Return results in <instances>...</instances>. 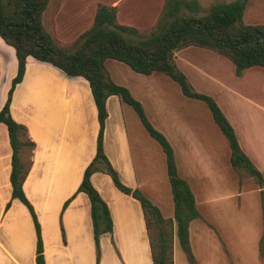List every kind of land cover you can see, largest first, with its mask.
<instances>
[{"label": "crops", "instance_id": "obj_1", "mask_svg": "<svg viewBox=\"0 0 264 264\" xmlns=\"http://www.w3.org/2000/svg\"><path fill=\"white\" fill-rule=\"evenodd\" d=\"M249 2L250 0L247 2L245 14ZM191 47L176 51L173 61L176 62L183 50ZM216 56L219 57V54L216 53ZM219 58L223 56L220 55ZM119 64L125 65L115 60H106L105 74L114 84L125 87L144 110L143 101L151 100L154 93L149 85L137 84L135 91L131 89V86L124 82ZM124 70L130 74L127 69ZM16 74L15 50L0 38V110L7 100L12 79ZM134 74L146 76L135 72ZM156 74L162 73L154 72L148 76ZM105 107L107 118L102 143L107 160L123 185L138 190L154 206V203L160 205L156 207L163 218L173 219L172 193L170 204L167 206L168 214H164L161 203L158 202L161 189L155 173L154 159L149 148L139 137L137 114L131 106L115 95L107 98ZM170 112L167 110L163 114L171 117ZM173 114L177 117L174 112ZM10 115L15 122L26 127L28 138L34 143L32 164L23 183V191L40 225L45 264H96L90 202L86 194L77 193L83 173L96 155L99 132L97 108L89 83L83 77H69L49 63L28 57L23 79L12 93ZM181 118L183 117L178 118L177 128L186 132L190 128ZM231 126L237 134V129L232 124ZM215 133L213 131V135L206 136L207 147H211L210 137L212 140ZM164 137L168 141V137ZM169 144L172 147L170 142ZM208 154L213 156L205 159L209 161L206 164L210 166V160L215 161L218 158L214 157L211 151ZM11 158L7 128L0 124V264H36V233L32 217L28 209L11 196ZM191 162L188 163L183 158L181 169L176 166L178 176H183L182 179L190 188L191 181L194 180L192 169H189ZM219 174L224 180L221 171ZM90 180L106 203L112 220V232L101 235L99 240L101 257L98 264H153L145 216L139 201L120 192L111 178L104 173L96 172ZM194 198L198 210L195 195ZM68 200V205L63 209ZM8 203L10 206L6 210ZM202 224L212 230V224ZM214 229L218 231L215 227ZM173 230L175 264L176 248L177 244L179 245L175 222ZM198 238L201 237L198 235ZM219 239L221 244L223 242L226 245L218 236Z\"/></svg>", "mask_w": 264, "mask_h": 264}, {"label": "trees", "instance_id": "obj_2", "mask_svg": "<svg viewBox=\"0 0 264 264\" xmlns=\"http://www.w3.org/2000/svg\"><path fill=\"white\" fill-rule=\"evenodd\" d=\"M48 2L49 0H0V38L15 50L17 59V74L12 79L7 100L0 110V124L7 128L12 150V199L19 200L28 209L34 223L36 264H45L41 229L23 191V183L32 164L34 143L28 138L26 127L15 122L10 115L12 93L23 79L28 57L49 63L69 77H83L89 83L97 108L99 132L96 155L86 167L77 193L86 194L90 202L96 264L101 257L100 237L112 232L108 207L91 184L90 178L96 172L108 175L120 192L139 201L145 216L153 264H173L174 222L178 243L186 260L190 264H196L189 243V224L199 218L191 188L177 174L172 147L164 135L149 123L142 105L125 87L114 84L107 77L104 62L108 59L121 62L138 74L148 76L154 72L162 73L177 83L185 97L204 102L229 144L232 170L239 178L248 176L258 184L264 212L262 173L241 150L233 127L216 102L210 96L194 91L185 75L173 63L176 51L193 46L209 49L227 58L233 64L237 76L251 67L264 69V25H246L242 22L248 0L217 3L202 15L199 14L198 0H166L156 29L145 37H141L134 28L119 25L114 7L98 5L91 28L82 33L70 48L58 46L44 28L42 19ZM125 35L140 38L131 40ZM112 95L118 96L132 107L146 132L159 144L165 155L174 204L173 219L163 218L159 209L138 190L123 185L104 154L102 136L107 118L105 103ZM24 146L30 148L26 163L19 157L20 149ZM69 201L64 204L63 209ZM9 206L8 203L6 210ZM62 237L64 239L63 230ZM259 247L263 254L264 230Z\"/></svg>", "mask_w": 264, "mask_h": 264}, {"label": "rangeland", "instance_id": "obj_3", "mask_svg": "<svg viewBox=\"0 0 264 264\" xmlns=\"http://www.w3.org/2000/svg\"><path fill=\"white\" fill-rule=\"evenodd\" d=\"M165 1L49 0L42 20L55 43L70 48L82 33L91 28L97 6L105 5L116 9L119 25L134 28L141 37H145L156 29ZM231 1L234 0H198L199 14H206L217 3ZM242 22L246 25H264V0H250ZM125 37L131 40L140 38ZM219 57L214 51L191 47L183 50L173 63L185 75L194 91L210 96L216 102L230 124L237 129L242 151L264 178V69L249 68L237 76L232 63L225 57ZM119 65L124 82L131 89L134 90L137 84L149 85L154 93L151 100L143 101L145 116L157 131L168 137L177 168L181 169L183 158L188 163L192 161L189 168L194 178L191 188L196 196L199 218L191 222L189 232L196 264H264V253L261 254L259 247L264 230L259 186L253 178H239L232 171L227 141L214 124L205 103L183 96L178 85L163 74L137 76L125 65ZM167 110L171 111V117L163 114ZM180 117L190 128L186 132L177 128ZM137 127L141 141L149 148L154 159L161 189L158 202L164 214H168L171 192L165 156L138 118ZM213 131L216 133L212 140L210 137L211 147H207L206 136L213 135ZM210 151L218 160H210L209 166L206 164L209 161L205 159L211 156L208 154ZM29 152V147L20 149L22 162L29 160ZM203 222L212 224V230L205 227ZM218 236L226 245L221 244ZM175 261V264H190L178 244Z\"/></svg>", "mask_w": 264, "mask_h": 264}]
</instances>
